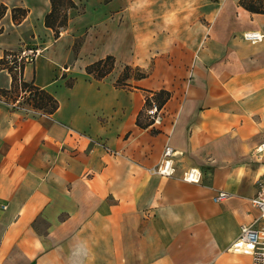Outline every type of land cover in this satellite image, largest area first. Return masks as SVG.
<instances>
[{
	"label": "crops",
	"instance_id": "0c3cea01",
	"mask_svg": "<svg viewBox=\"0 0 264 264\" xmlns=\"http://www.w3.org/2000/svg\"><path fill=\"white\" fill-rule=\"evenodd\" d=\"M73 2L55 36L50 0H0V57L37 50L20 79L58 101L26 113L0 96V264H252L237 239L264 180V37L243 34L264 35V13L239 0ZM107 55L110 73L86 72ZM125 65L146 77L118 85ZM10 84L0 68V90ZM159 89L171 93L160 121L138 126ZM166 146L174 174L151 173ZM191 168L199 182L182 180ZM217 190L230 195L214 202Z\"/></svg>",
	"mask_w": 264,
	"mask_h": 264
},
{
	"label": "trees",
	"instance_id": "16d2710c",
	"mask_svg": "<svg viewBox=\"0 0 264 264\" xmlns=\"http://www.w3.org/2000/svg\"><path fill=\"white\" fill-rule=\"evenodd\" d=\"M239 4L246 10L252 13H264V0H239ZM75 7L73 0H50V11H48L43 17V25L51 28L54 31V35L58 36L60 29L67 24L69 8ZM5 11V7L0 5V18ZM18 12V14H16ZM26 9L22 7L11 8V20L13 22H19L25 16ZM8 52H3L0 57V65H2L9 73L11 78L10 90H0V96L5 97L7 103L13 102L16 99H20L19 105H26L31 110L43 114H52L58 108L57 99L45 90L38 88L32 84V82H24L20 79V73L23 63H20V72L17 73L13 70V64H10L6 59ZM115 65V58L112 55H107L102 59L94 61L85 67V70L89 74H93L95 78H103L110 73ZM134 72L135 74H132ZM147 73L141 70L139 67H132L125 65L117 84H123V81L130 76L140 79L146 77ZM7 92V93H6ZM8 92H10L9 95ZM171 93L165 89H159L151 91L150 95L145 98V105L143 111H141L136 119V124L140 127H147L153 123V120L149 118L146 113L147 108L153 104L157 109H161L163 105L169 100Z\"/></svg>",
	"mask_w": 264,
	"mask_h": 264
},
{
	"label": "built area",
	"instance_id": "2783aa9c",
	"mask_svg": "<svg viewBox=\"0 0 264 264\" xmlns=\"http://www.w3.org/2000/svg\"><path fill=\"white\" fill-rule=\"evenodd\" d=\"M263 34L258 32L249 31L243 34V38L250 42L262 40ZM37 50L22 51L18 56H15L9 63L13 64V70L17 73L20 72V63L30 61ZM19 99L8 103L10 108L20 109L23 112L30 113L36 112L26 105H19ZM147 115L153 122L157 123L161 119V115L156 105L153 104L146 110ZM259 151L264 149V143L258 147ZM174 156L176 152L172 148L166 146L161 154L159 162L149 171L153 174L172 176L175 172ZM201 173L195 168L186 170L182 175V180L187 182H199ZM230 194L224 190H217L216 194L212 197L214 202H219L227 198ZM250 204L258 210V215L248 224H242L239 229V236L237 241L241 245H248L252 258V264H264V180L257 184V192L255 196L250 198Z\"/></svg>",
	"mask_w": 264,
	"mask_h": 264
},
{
	"label": "rangeland",
	"instance_id": "374dc122",
	"mask_svg": "<svg viewBox=\"0 0 264 264\" xmlns=\"http://www.w3.org/2000/svg\"><path fill=\"white\" fill-rule=\"evenodd\" d=\"M16 14H18V12H16ZM4 52H8V50L7 51H4ZM21 52H22L21 49L11 50L10 53L7 54L6 59L7 60H13L15 58V56H18ZM1 67H3V66L0 65V68ZM132 74H135V73L132 72Z\"/></svg>",
	"mask_w": 264,
	"mask_h": 264
},
{
	"label": "clouds",
	"instance_id": "9594fccd",
	"mask_svg": "<svg viewBox=\"0 0 264 264\" xmlns=\"http://www.w3.org/2000/svg\"><path fill=\"white\" fill-rule=\"evenodd\" d=\"M150 4V0H140L141 7H147Z\"/></svg>",
	"mask_w": 264,
	"mask_h": 264
}]
</instances>
